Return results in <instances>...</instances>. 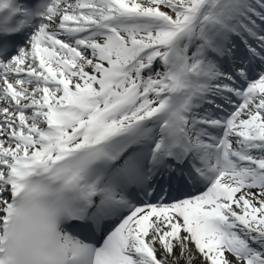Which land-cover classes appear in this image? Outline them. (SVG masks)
<instances>
[{"label": "bare ground", "instance_id": "1", "mask_svg": "<svg viewBox=\"0 0 264 264\" xmlns=\"http://www.w3.org/2000/svg\"><path fill=\"white\" fill-rule=\"evenodd\" d=\"M121 3L133 8L128 12L148 9L147 5L137 0H54L53 11L46 14L36 29L45 37L56 39L60 45L75 49L77 58L70 56L67 48L52 50L32 44L19 55L23 60L14 57L0 62L8 74L3 86L5 96L0 97V212L5 197L2 167L10 164L11 158L17 155H50L34 133L38 129L39 120L36 117L52 113L59 104L82 95L92 78L108 76L110 60L118 51L101 27L106 26L105 23L122 20V17L113 15L120 12ZM253 8L261 12L259 17L264 20V0H258ZM120 13L124 14L125 11ZM216 28L219 29L216 36L211 40L206 36V40L209 50L220 56L218 45L212 42L215 39L222 42L224 34L219 25L212 31ZM257 45L264 52V36ZM62 59L66 60V66L61 65ZM98 66L102 68L101 71L96 69ZM219 70L220 67L209 66L210 74ZM211 75L214 83H223L222 77L215 73ZM260 84L264 86V76ZM215 90L222 91L220 88ZM101 109L100 104L87 114L85 129L82 122L76 126L75 130L80 131L79 138L65 135L60 139L61 143H66L64 148L84 144L86 140L92 142L98 136L105 135V129H114L98 125L97 130L90 134L89 126L97 122ZM69 123L66 120L63 124ZM127 127L129 125L125 129ZM230 135L233 150L242 147L248 157L246 168L263 173L259 176L250 173L243 183V190L233 197L230 191L238 186L239 176L244 169L225 168L219 185L224 191L223 195L202 196L190 201L176 200L158 215L153 214L152 209L143 210L123 236L117 234L109 237L107 232L102 233L101 240L105 245L113 242L102 264H247V259L236 251L231 231L253 247L254 252L249 257L257 264H264V163L259 160V155H264V90L255 95L230 130ZM44 150L47 152L43 155ZM101 184L103 188L114 189L109 176ZM209 218H217L226 226L229 233L225 243L220 240L223 237L220 232L210 228L213 237L206 233L209 226L204 221ZM67 245L70 254L84 247L73 238L67 240Z\"/></svg>", "mask_w": 264, "mask_h": 264}, {"label": "rangeland", "instance_id": "2", "mask_svg": "<svg viewBox=\"0 0 264 264\" xmlns=\"http://www.w3.org/2000/svg\"><path fill=\"white\" fill-rule=\"evenodd\" d=\"M139 3L145 4L148 6L147 10H155L157 12H161V13H170L176 20H184L186 19L189 15L190 12L192 10V8L194 7V5H196L198 0H137ZM122 7L124 9H128L127 6H125V4L121 3ZM182 16H185L183 19ZM117 26L119 27V30L121 32V35L123 37V39L126 41H135L137 43L143 44V45H153L156 43H168V38L169 35H167V33H164L163 30L162 31H157V32H153V31H139L134 25H132L131 23H118ZM160 37V38H159ZM191 37L194 39H197V36L195 34H191ZM130 38V40L128 39ZM177 39L178 38H174ZM176 40V41H177ZM175 41V42H176ZM174 43V40H173ZM132 52L128 51L125 48H120L119 49V53L116 54V56L114 57V59H112L111 64H121L124 61H127L130 57H131ZM171 63H173L174 61L172 60V58L169 59ZM147 61V58L144 59V62ZM157 77V75H155L153 78ZM252 87V92H253V98L255 97V94H259L264 90V86L260 84V81H257L254 83V85L251 84ZM150 88V87H149ZM99 92V85L92 83L90 85L87 86V89L85 91V93L87 94H95ZM145 95H137V98L140 99L143 97V100L146 101L148 100L147 96ZM143 106V102L140 105V109L138 111H144L148 108H144ZM239 118V117H238ZM237 120V119H236ZM237 121L231 122L230 126L231 128H233L235 126V123ZM76 121H73L72 124H76ZM85 124H87V122H85ZM98 125H106V123H103L99 120V118L97 119V122L92 125V127L90 128V133L93 134L96 130ZM75 127V125H74ZM79 137V136H78ZM77 138V137H76ZM261 161L264 163V158H260ZM250 172H254V169H250ZM260 175V174H259ZM243 183L244 181L241 180V182H239L238 186H236L234 188V190L231 191V195L233 197L236 196V194L243 190ZM141 212L136 213L132 218H131V222H133L137 216L140 214ZM131 222H129V225L131 224ZM128 225V226H129ZM127 226H125V228L120 231V235H123L125 233ZM209 236L213 237V233L208 230L206 232ZM230 235L235 239V247H236V251L238 252V255L246 258V263L247 264H257L255 262V260L251 259L249 256L252 255V253L254 252V249L252 246L248 245V242L241 240L238 236H236L235 232L230 233ZM106 254V250L104 247L101 248L100 250V256L98 258V264H102L103 262V257ZM249 258V259H248Z\"/></svg>", "mask_w": 264, "mask_h": 264}]
</instances>
